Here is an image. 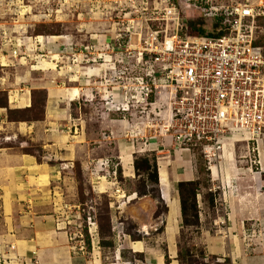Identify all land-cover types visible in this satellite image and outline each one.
Returning <instances> with one entry per match:
<instances>
[{
	"label": "built area",
	"instance_id": "2783aa9c",
	"mask_svg": "<svg viewBox=\"0 0 264 264\" xmlns=\"http://www.w3.org/2000/svg\"><path fill=\"white\" fill-rule=\"evenodd\" d=\"M90 1L93 18L104 17L101 22L111 26L106 32L116 38L96 49L105 56L83 79L95 83L103 74L94 86L110 114L119 115L146 144L170 137L175 149L198 148L212 176L213 167L222 168L230 143L235 150L247 149L252 165L261 164L252 153L261 158L264 149V41L258 35L264 0ZM187 11L199 12V18L213 22L208 32L221 34L193 36ZM73 62L76 67L79 59ZM247 155L237 158L236 150V161ZM94 168L99 179L100 171L117 177L118 164L109 157L98 159ZM86 222L90 236L98 234L91 214ZM83 228L68 231L69 239L84 242ZM1 251L5 264L19 259Z\"/></svg>",
	"mask_w": 264,
	"mask_h": 264
},
{
	"label": "rangeland",
	"instance_id": "374dc122",
	"mask_svg": "<svg viewBox=\"0 0 264 264\" xmlns=\"http://www.w3.org/2000/svg\"><path fill=\"white\" fill-rule=\"evenodd\" d=\"M90 8V0H0V107L7 109V117L10 122H23L28 127L35 126L34 131L37 134L39 132L44 134L43 128L40 127H52L50 122L55 121L58 125L55 127L58 132L56 133L59 134L61 130H70V122L73 118H81V121H83L82 130H86L85 136L88 126L93 128L95 132H101V125L97 118L102 117L103 114H107L106 116L110 117V113L106 110L105 98H101L104 96H101V91L97 93L98 91L94 85L99 84L96 81H100V76L103 74L97 77L95 83L87 82V78L83 79V76L88 74V68L98 65L99 61H102L105 56V54H101L106 53V51L100 52L99 54L102 57L100 58L96 49H102L104 43L111 39L115 40L116 37L106 32L110 31L111 26L108 27L106 21L101 22L104 17H98L97 15V18H95L96 16L93 18ZM188 15H190L188 17H191L189 18L191 21L204 20L202 21V24L205 25L204 29L210 31L213 24L212 21L199 18V12L196 11ZM260 26L258 35L261 41H264V19L260 21ZM40 36H45L43 44L39 42ZM56 36L59 40L55 38ZM92 47H95V49ZM57 54L59 55L58 57ZM108 54L107 52L106 56ZM60 56L62 59L59 58ZM74 59H79L76 67L73 65ZM47 63H56L57 67L55 65L45 66ZM69 65L71 66L69 67ZM75 73H79L81 82H78L79 78L78 76L76 77ZM19 76L26 79V82H21ZM48 82H51V85L47 84ZM73 87L79 89L78 96L74 99L66 98V89H72ZM25 89L30 91L28 92V97L31 103L27 105L22 101L18 104L19 97L22 96ZM51 90L56 91L51 92ZM49 93L52 96H49ZM92 93L96 96H92ZM58 94H62L60 98L57 97ZM41 123L46 126H42ZM141 128H144V126H141ZM138 133V131H133L128 138L132 142L140 141L142 144L143 139ZM100 134L102 136V134L105 135L107 133L103 131ZM96 136L99 138L97 133L93 138H96ZM16 139L18 142L26 144L25 151L36 155L41 161L45 151L42 146L45 142L51 143L53 140L49 136L39 139L23 135H18ZM69 139L71 140V136ZM82 143H86V140L83 139ZM115 146L114 140L111 143L102 144L92 139V143L88 146L90 148L82 149L79 156L73 160L70 169H66L63 163L60 164L61 160L49 161L51 167L52 165H55L54 167L56 168L60 166V171L61 169L65 170H62L64 177L62 176L60 180H57L61 181L64 195H66L63 208H65V205L68 207L64 209L65 211L60 217L62 219L61 222L69 231L76 230V225L79 224H83L84 227L85 241L83 242L81 239L70 240L71 246L76 251H84L87 256H91L93 244L88 234L86 222L87 217L91 214L98 224L97 233L100 231L101 234L102 251L103 255H106V257L104 256V261L108 262H112L115 257L113 255L114 252L120 249V246L124 247L125 245L124 242L120 241L115 243L111 220L112 210L109 203L111 202L110 197L108 194L101 192L105 189H102L101 184V191L99 190L98 192L93 189L92 178H94L93 172L99 171L94 168L98 159L109 157L114 162H118V158L115 156L118 148L116 149ZM236 150L237 158H239V155L243 153L242 151L247 149L237 147ZM53 151L57 152L56 149ZM244 155L246 156V153ZM252 155L254 160L256 159L257 162L261 161L258 153H252ZM143 157L138 160V166L135 161L138 174L137 181L132 184L128 183V186L129 188H137L141 193L151 190L156 196V187L159 184V179L158 184H156L154 177L151 175L152 168L146 169ZM147 157H149L152 164L156 161L155 153ZM198 158L201 172L199 189L195 200L198 217L195 218L192 215V210L186 216L190 223L187 222L185 224V218L183 217L185 228L182 230L181 235V250L179 254L181 264H214L217 262L219 264H241L242 256L241 259L237 256L236 261L232 263L231 253L227 254L226 251L223 252V255L209 253L208 244L205 241L203 242V236H201L204 232L212 235H217L218 233L229 235L228 228L231 227H234V239L244 245V250L240 252L249 255V262H253L252 260L257 258V256L264 255V224L262 223L264 221L262 213L264 212L258 210L263 207V202L259 198L258 189H255V186L260 185V193H264L263 163L252 165L250 157L247 155V157L239 159L236 167L232 166L227 169V166H222L225 175L227 170L232 171V175L234 172L232 187H230L226 181L213 180L212 171L209 169L208 163L200 150ZM93 159L95 160L94 162ZM255 173L260 174L259 179H254ZM98 174L104 176L106 172L100 171ZM120 175L118 173L117 178L125 186L126 182L123 181L124 178ZM57 181H53V183L57 184ZM147 185H149V188ZM249 194L250 196H248ZM225 195L228 196V202L229 195L236 197V199H242L240 198L242 195L247 196L250 203L247 202L244 205L248 206V212L237 211L236 216H234L233 208L231 211L229 206L227 207L226 205ZM202 201L206 204L205 209H201ZM253 201L259 206V208L256 207L259 214L253 210ZM190 203H194V201L191 200ZM221 203L222 205H220ZM237 203L241 204L240 200H237ZM72 204L78 206H73ZM216 206H218V210ZM162 211L163 208L159 206L156 214H160ZM201 212L206 216L201 215ZM214 217L219 221V225L214 223ZM230 218L237 223L236 226L231 224ZM242 221L244 222L243 227L241 226ZM134 227L135 225L132 222L126 221L128 232H131L135 238L136 236L133 234ZM226 239L224 241L227 242ZM5 245L14 246V249L12 248L10 251L7 249L1 251L4 255L8 253L12 254L11 256L13 257L17 255L19 259L14 264L27 263L26 260L28 259H25L17 252L15 243L8 242ZM31 259L34 264H39L36 256ZM123 260L125 261V259ZM28 262L31 261L28 260ZM125 262L126 264H143L141 260H137L134 263L131 261ZM0 264H5V260L2 259Z\"/></svg>",
	"mask_w": 264,
	"mask_h": 264
},
{
	"label": "crops",
	"instance_id": "0c3cea01",
	"mask_svg": "<svg viewBox=\"0 0 264 264\" xmlns=\"http://www.w3.org/2000/svg\"><path fill=\"white\" fill-rule=\"evenodd\" d=\"M192 12L187 11V15L192 14ZM39 38L44 40L43 36ZM55 38L59 40L57 36ZM48 65L54 66L53 63H47L45 66ZM19 78L21 82H26V79L23 77L19 76ZM50 83L48 82L47 84ZM53 91L56 90H51V92ZM28 92L30 91L25 89L22 96L19 97L18 104L22 101L27 105L31 103ZM78 93L79 89L73 87L72 89H66V95L63 94L66 98L74 99L78 96ZM50 95L51 93H49ZM61 95L58 94L57 97L60 98ZM106 115L103 114L102 117L97 118V121L99 120L98 122L101 125V132L105 131L107 133L105 135L102 134L101 136V132H95L93 128L88 126L85 136L86 130H82V119L73 118L70 122V130H61L59 134H57L58 132L55 129L58 126L55 121L50 122L52 126L49 127L50 129L48 127H40L43 128L44 134H47L45 136L40 132L37 134L34 131L35 126L28 127L23 122H10L7 117V109L0 107L1 250L7 249L5 244L8 242L15 243L17 252L25 257V259L31 261L28 262L26 260V264H34L31 259L34 256L37 257L39 264H126L125 261L134 263L137 260H141L143 264H181L179 259L180 244L182 230L185 228V225L183 223L182 200L178 185L180 182L201 179L198 158L199 149H175L172 146L173 142L170 137L164 139L162 137L153 138L150 144H146L144 141H142V144L140 141L132 142L128 137L131 132L136 130L123 121L119 115L112 113L109 114L110 117ZM112 115L113 117H111ZM43 123L41 125L46 126ZM74 133L76 134L74 135ZM96 133L99 135V138L97 136L93 138ZM18 135L37 137L39 139L49 136L51 140L53 139L51 143L45 142L42 146L45 150L42 161L36 155L25 151L26 144L17 141L16 137ZM70 136L71 140L69 139ZM83 139L86 140V143H82ZM92 139L102 144L111 143L114 140L115 147L116 149L118 148V152L115 155L118 158V162H113L119 165L118 168L121 173L119 175L126 182L124 186L123 182L117 178L118 173L116 178L110 173L101 176L100 179L98 176L92 178L93 189L99 192L102 186V189H105L101 192L108 194L110 197L111 202L109 203L112 210L111 220L115 243L120 241L124 242L125 245L124 247L120 246V249L114 252L113 255L115 257L112 262L104 261V256L106 257V255H103L100 231L98 234H93V236H90L88 233L93 244L91 256H87L84 251H76L71 246L68 234L69 230L65 228V225L61 222L62 219H60L65 211L63 202H65L66 195H64L61 181L57 180L62 178V172L65 170L61 169L60 171V166L56 168L54 167L55 165H52L53 169L51 164H49L50 160H61L60 164L63 163L66 169H70L73 160L79 156L82 149L90 146ZM162 142L166 144V147H162ZM54 149L57 152L53 151ZM242 152L241 154L244 156L246 152ZM154 153L158 164L159 177L156 196L151 190L141 193L137 188H129L128 186L137 181L136 159L139 160L143 156L149 159L147 156ZM260 154L261 162L264 166L263 149H261ZM225 158V162L222 163L223 167L227 166V169L232 166L236 167L238 161H236V150L233 145L227 146ZM223 167H213L212 178L214 181H218L217 179L226 181L232 187L234 172L232 175V171L227 170V174L225 175ZM255 175L254 179L260 178L259 173H255ZM53 181H57V184H54ZM147 187L149 188V185ZM260 187V185L255 186V189L259 191V198L263 202V207L258 210L264 212V193H260ZM122 191L126 197L123 196ZM231 191L233 192L232 189ZM251 194L253 195V193ZM227 198L228 196L225 195L226 205L227 207L229 206L231 211L233 208L234 216H236L237 211L248 212V206L244 205L247 202L250 203L247 196L242 195L240 197L242 199H236V197L229 195V202ZM220 200L222 199L220 198ZM237 200H240L241 204L237 203ZM252 204L255 205H253V210L259 214V211L256 209L259 206L255 201ZM72 205L78 206L76 204ZM201 205V209L206 208L204 201H202ZM159 206L163 208V211L160 214H156ZM216 208L218 210V206ZM200 214L205 215L203 212ZM262 214L264 215V213ZM126 221H130L135 225L133 231V234L136 236L135 238L131 232H128ZM230 221L233 226L237 225L233 219ZM214 223L219 225L216 217H214ZM262 223L264 224V221ZM243 225L244 222L241 226L243 227ZM233 228H228L229 235L202 233L203 242L205 241L208 244L209 253L223 255V252L226 251L227 254H232V263L236 261L237 256L240 259L242 256L243 260H241V264H264V255L257 256V258L252 260L253 262H249V255L240 252L244 250V245L234 239L233 234L235 231Z\"/></svg>",
	"mask_w": 264,
	"mask_h": 264
},
{
	"label": "trees",
	"instance_id": "16d2710c",
	"mask_svg": "<svg viewBox=\"0 0 264 264\" xmlns=\"http://www.w3.org/2000/svg\"><path fill=\"white\" fill-rule=\"evenodd\" d=\"M185 20H187V24L190 27L191 34L194 35H202L205 37H217L221 33L212 35L210 32L206 31L205 25L202 24V21L204 20H194L191 21L189 20L188 16H185ZM143 162L146 164V169H151L152 168V176L154 177V182L158 184V165L157 161H154L152 164L150 159L143 157ZM136 163L138 166V159H136ZM120 174V169L118 171ZM199 184L200 181H189V182H180L178 187L180 190L181 194V199H182V209H183V217L185 218L184 221L185 223L189 222V219H187V214L189 213L190 210L193 211L192 215L197 218L198 217V209H197V203H196V195H197V190L199 189ZM186 194V196H185ZM193 200L194 203H190V201ZM194 221V220H193ZM190 223V222H189Z\"/></svg>",
	"mask_w": 264,
	"mask_h": 264
},
{
	"label": "bare ground",
	"instance_id": "6f19581e",
	"mask_svg": "<svg viewBox=\"0 0 264 264\" xmlns=\"http://www.w3.org/2000/svg\"><path fill=\"white\" fill-rule=\"evenodd\" d=\"M229 145H233L234 146V144L233 143H230ZM247 155V154H246ZM245 156V155H244ZM124 195V194H123ZM15 248H17V246L15 245ZM1 249V248H0Z\"/></svg>",
	"mask_w": 264,
	"mask_h": 264
}]
</instances>
